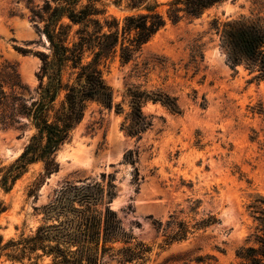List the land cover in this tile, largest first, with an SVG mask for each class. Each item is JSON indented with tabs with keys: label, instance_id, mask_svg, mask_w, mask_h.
<instances>
[{
	"label": "rangeland",
	"instance_id": "obj_1",
	"mask_svg": "<svg viewBox=\"0 0 264 264\" xmlns=\"http://www.w3.org/2000/svg\"><path fill=\"white\" fill-rule=\"evenodd\" d=\"M47 0H0V65L15 64L30 88L24 97L36 98L39 52L49 53V42L32 19L34 6ZM166 14L171 0H157ZM255 0H226L200 18H184L166 26L137 54L123 64L116 57L104 69L123 114L93 103L84 120L57 153L59 172L38 188L44 174L42 162L31 164L13 189L0 188L8 210L0 216L5 240L32 234L41 216L35 209L47 204L67 182L100 179L115 174L118 195L112 208L127 229L154 251L149 264H240L237 250L253 231L248 205L264 196V81H256L243 67L232 70L220 49L214 20L226 22L256 11ZM108 15L123 20L143 13L130 9L128 0H104ZM17 47L26 52H20ZM69 80V72L63 76ZM163 91L177 99L181 113L160 103L143 110L154 125L141 140L122 130L130 111L127 89ZM22 118L16 127L0 130V161L9 167L22 155L35 134ZM129 150L138 152L141 179L133 182L134 168L123 161ZM36 189L37 192L35 191ZM201 200L197 219L215 215L219 223L197 231L186 241L161 249L162 238L154 222H166L175 211L187 213ZM0 264H12L0 260ZM107 264H129L117 260Z\"/></svg>",
	"mask_w": 264,
	"mask_h": 264
},
{
	"label": "trees",
	"instance_id": "obj_2",
	"mask_svg": "<svg viewBox=\"0 0 264 264\" xmlns=\"http://www.w3.org/2000/svg\"><path fill=\"white\" fill-rule=\"evenodd\" d=\"M29 4L32 0H27ZM130 9L143 13L119 20L108 15L104 0H47L34 6L32 19L42 24L40 32L49 42V53L39 52L42 66L37 73L36 98L31 103L24 94L30 88L22 81L15 64L0 65V130L16 127L26 118L35 134L22 155L9 167L0 161V188L9 193L31 164L42 162L44 174L38 188L59 172L57 153L84 120L89 106L96 103L108 110L124 113L114 101V91L104 77V69L116 57L123 64L137 54L167 24L184 18L198 19L207 10L226 0H171L166 14L157 0H128ZM256 11L226 22L214 20L212 27L220 40L232 70L243 67L256 81H264V0H255ZM1 14V11H0ZM20 52H26L17 47ZM69 72V80L63 76ZM130 111L122 130L141 140L154 125V116L144 106L160 103L173 113H181L177 99L163 91L127 89ZM123 161L134 168L133 182L141 176L137 168L138 152L129 150ZM38 189L35 191L37 192ZM118 195L115 174L102 173L100 179L67 182L53 198L35 211L41 216L32 234L5 240L0 234V260L12 264H107L117 260L129 264H149L154 247L139 240L127 229L119 213L112 208ZM201 200L192 203L187 213L176 211L166 222H154L162 238L161 249L186 241L190 236L220 221L215 215L197 219ZM8 210L0 200V216ZM253 231L237 250L240 264H264V196L248 205Z\"/></svg>",
	"mask_w": 264,
	"mask_h": 264
}]
</instances>
